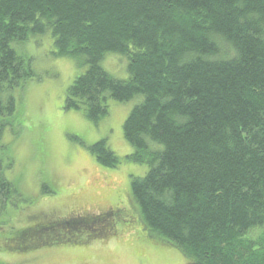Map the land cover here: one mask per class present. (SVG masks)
Wrapping results in <instances>:
<instances>
[{
	"label": "trees",
	"instance_id": "trees-1",
	"mask_svg": "<svg viewBox=\"0 0 264 264\" xmlns=\"http://www.w3.org/2000/svg\"><path fill=\"white\" fill-rule=\"evenodd\" d=\"M49 33L55 55L87 66L66 89V109L98 122L108 99L143 95L123 131L127 159L148 165L131 180L145 226L188 264H264V0H0V91L35 75L12 44ZM110 52L128 57L129 78L104 69ZM15 109L0 98V149ZM91 151L102 166L121 163L105 139ZM4 166L0 206L27 201ZM89 219H35L17 247L78 243L84 232L72 228Z\"/></svg>",
	"mask_w": 264,
	"mask_h": 264
},
{
	"label": "rangeland",
	"instance_id": "rangeland-1",
	"mask_svg": "<svg viewBox=\"0 0 264 264\" xmlns=\"http://www.w3.org/2000/svg\"><path fill=\"white\" fill-rule=\"evenodd\" d=\"M12 46L35 75L0 91L2 100L13 97L16 103L0 159L6 178L27 200L16 202L19 198L13 195L0 206V264H188L179 248L145 226L132 196V177L144 176L148 165L127 159L133 148L123 124L143 95L127 102L108 99V114L94 122L64 105L66 89L87 66L77 58L55 55L50 33ZM101 63L112 76L129 78L127 56L106 53ZM102 139L121 158L115 168L99 164L91 151ZM44 185L51 192H43ZM110 211L113 217L105 218ZM80 215L91 217L92 226L72 228L84 232L78 234V243L17 247L19 232L35 221L71 224Z\"/></svg>",
	"mask_w": 264,
	"mask_h": 264
}]
</instances>
